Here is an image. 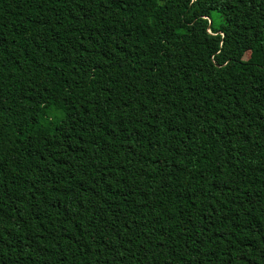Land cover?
I'll return each instance as SVG.
<instances>
[{
    "label": "trees",
    "instance_id": "1",
    "mask_svg": "<svg viewBox=\"0 0 264 264\" xmlns=\"http://www.w3.org/2000/svg\"><path fill=\"white\" fill-rule=\"evenodd\" d=\"M0 264H264V0H0Z\"/></svg>",
    "mask_w": 264,
    "mask_h": 264
}]
</instances>
